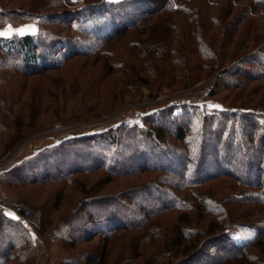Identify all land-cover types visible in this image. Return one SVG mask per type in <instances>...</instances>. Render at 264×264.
I'll return each instance as SVG.
<instances>
[{
	"label": "rangeland",
	"instance_id": "rangeland-1",
	"mask_svg": "<svg viewBox=\"0 0 264 264\" xmlns=\"http://www.w3.org/2000/svg\"><path fill=\"white\" fill-rule=\"evenodd\" d=\"M62 1L77 13L102 0ZM160 3L157 12L138 14L108 38L100 29L95 42L88 18L79 13L71 25L53 27L73 39L68 52L77 55L40 73L0 70V182L13 200L41 212L35 231L29 230L35 249L26 262L31 256L33 264H63L74 254L84 259L105 248V264H175L183 250L193 258L185 264H210L251 240L242 257L223 264H264V69L257 65L264 60V0L155 1ZM48 4L12 0L3 8L59 11ZM198 26L204 44L195 42ZM215 79L207 92L197 91ZM192 96L199 102L177 105ZM178 126L187 132L181 142L173 135ZM156 127L166 133L163 142L147 139ZM199 138L205 142L203 163L195 172L192 146ZM60 142L70 144L48 148ZM112 150L119 164L106 159ZM34 154L41 155L35 172L50 173L44 184L20 183L16 176L5 181L8 170ZM147 158L171 171L150 168ZM100 161L115 167L91 168ZM73 165L86 169L50 179ZM183 177L203 179L183 188ZM104 195L117 197L120 213L141 223L138 228L120 230L106 243L98 234L88 242H66L67 226L60 222L79 209L88 216L87 200ZM3 213L0 219H16ZM184 222L189 231L180 240ZM1 227L10 235L7 224Z\"/></svg>",
	"mask_w": 264,
	"mask_h": 264
},
{
	"label": "trees",
	"instance_id": "trees-1",
	"mask_svg": "<svg viewBox=\"0 0 264 264\" xmlns=\"http://www.w3.org/2000/svg\"><path fill=\"white\" fill-rule=\"evenodd\" d=\"M11 1L12 0H6V1L0 0V28L5 25H11L13 27H16L19 24L24 23L31 18L36 19L38 25V29L34 34L11 37V38L0 37V70L6 73H15L16 70L20 67L23 74L40 73L44 69L58 67L64 61L77 55L78 53L77 51L68 52V44H70L73 41L72 38H69L67 36H60L54 33L56 32L55 31L56 29H53L55 24L61 25V23L65 24V22H68L67 25H71V23L76 22L75 19L79 13H84V15L88 18L87 19L88 25L86 24L87 31L90 32L92 38L95 39L93 40V42H95L100 38L99 36L95 35L97 34V32L100 31V29L104 32L103 38H108L109 36H112L117 32L122 31L127 25H132L133 23H135L136 21L135 18H137V16L138 17L141 16L138 14H145V15H148L150 13L152 14L154 12H157V9L161 8L160 5H162V3H160L159 5L155 4V1H162V0H108V1L102 0L100 2H97V4L93 5L92 7L88 8V10L82 9L77 11L76 13V12H72L71 10H68L67 8H63L62 0H45L49 2L48 5L50 6V8L53 7L59 9V11L54 12L52 14L49 13L46 14L45 12L42 13L44 9L39 10L40 13H37L35 11H30V10L21 11L18 9L9 10L3 8ZM151 3H153V5ZM116 8H120V10H116ZM212 21L217 22L214 17L212 18ZM77 31L81 32L84 35H87V31L86 32L84 31L85 33H83L81 30H77ZM194 34H195L196 44H204L203 43L205 41L203 39L205 38L204 28L202 26L196 27V31H194ZM202 58L206 59L208 57L204 56ZM257 65L264 69V60H261V62L258 63ZM2 79L3 78H0V80ZM5 130L6 128L4 129V131ZM3 132L1 131V134ZM164 132L165 131L163 128L156 127L152 129L151 133L150 132L147 133V139L150 141H156L157 143L163 142L166 137V133ZM173 135L177 141L181 142L186 139L187 132L185 128L178 126L173 132ZM109 137L111 138V144L112 145L115 144L116 142L114 136H109ZM198 140L199 141L197 143L195 142V144H193L192 146V149L196 151L195 153L197 154L194 162L195 172L196 170L200 171L202 169L203 157L200 155L203 154L202 152H204V145H205L204 144L205 142L203 144L201 143L200 138ZM63 144L64 143L60 142L48 148L51 149V147L57 146L56 148H59L61 150L62 147H65L70 143H67L65 145ZM225 147L227 148V145H225ZM7 148L8 149L10 148L9 144ZM116 154L117 152H115V150H112L106 155L107 157L106 159L110 160L112 158L113 162L119 164L120 155L118 154L116 156ZM162 155L165 154L162 153ZM40 156L41 155L34 154L31 157L32 159L24 161L22 163H19L17 166L12 167L10 170H8V172H6L7 175L5 181L6 180L9 181L12 176H16L22 179V181H18L20 183L44 184V182H46L50 177L49 171L43 169V171L39 173V172H35L34 170L35 169L34 166H36L34 163L35 161L36 162L38 161L37 158ZM149 160L151 161L150 168H159L160 170L163 171L170 170L167 164L162 166V164H160L156 160H151V159ZM31 163L33 164L31 165ZM121 164L124 165L123 163ZM143 164H141V167ZM180 164L182 165V163ZM159 165H161V167ZM103 167H105V165L103 161H100L97 162V164L92 166L91 168L102 169ZM114 167L115 166H113L112 163L110 165L108 163L105 168L106 170H111ZM59 169L61 170V167ZM80 169L85 170L86 168H79L73 165L68 167L67 170L60 171L61 172L60 175L53 176L50 179H53V181H57L58 179H61V178H57V176L62 177V179H69V175L71 172L75 173L76 170H80ZM225 173H227V171ZM208 176H214V175L208 174L206 177ZM202 179H203L202 177L199 179H194V178L186 179L185 177H183L180 178L181 181L184 180L183 183H181L180 185L183 188H186L190 185L195 186L197 185L195 183H198L199 180ZM113 197H110L109 195H104V196H98V197L96 196V198L88 199L87 200L88 204L89 206H91L90 208L91 212L88 216L81 215L82 211L79 209L75 213L70 215L68 218H66V220L60 222L62 225L67 226L68 236L64 237L65 241L70 242L72 244H76L77 242L80 241L88 242L92 240V238H94L95 235L98 234L102 236V239H104L106 243V241H108L110 238L116 235L117 232H119L120 230H130V229L138 228V226L136 225H140L141 223H134V220H132L130 215L128 217L129 218L128 220L129 222H128L126 218H124V216L120 213V209L118 207L122 208V206L119 204V202H117L118 198L117 197L113 198ZM257 200L259 202L261 201L259 197H257ZM166 205L167 204H164L165 207ZM99 209H102L104 211V214L100 215ZM157 209L158 210H155L153 212L156 211L157 213L160 212L159 208ZM3 214L12 217L14 216L10 213H3ZM6 217L5 218L1 217L0 224L1 223L7 224L8 227L10 228L9 231L11 232L10 235L4 234V228L1 227L0 229V245H2L3 247L0 251V264H6L7 262L11 263V260L13 259L19 260L18 262H20L21 264L24 263L33 264V262H31L32 259L31 256L29 257V260L27 262L25 259V257H27L26 253H30L29 252L30 250L33 251L35 249V243L33 241L32 235L30 234L29 230L24 228V226L21 224L20 220L17 217L14 216V218L16 219H13L11 217H10L11 219H9ZM188 229L189 226L185 222L184 224H181L179 230L180 240L181 237L186 236L185 235L186 233L188 234L189 231ZM39 233L42 234L43 231L41 230V232ZM196 234L198 235L197 232L193 233L194 236ZM193 245H195V243ZM251 245H253V242L250 240L248 242H245L243 246L227 250L226 252H224V254L221 253V255H219L220 257L219 256L215 257V259H213V261L210 262V264H223L224 262H226L227 257H234V256L242 257L244 255V251L242 249H245L246 247L248 248ZM180 246L181 245L178 244L176 247L179 248ZM194 247L196 248V246ZM15 249H19V251H22L21 253L18 252L21 255L20 257L21 259L19 258L17 252H14L17 254L11 255V253L15 251ZM104 249L105 248H103V252L105 251ZM185 251L186 250H183V252L180 253V256H182L184 260L182 259L176 261L175 264H185L193 259V258L191 259V256L190 257L187 256L188 253ZM103 252L98 254L88 252L86 258L84 259L81 258L80 254H74L70 256L68 259H65L63 261V264H79L81 262L82 263L85 262V264L88 263L92 264V262L100 263L102 260L103 261L100 264H105L104 262L105 256ZM7 255L9 256L7 257ZM4 259H8L7 262ZM126 264H134V263L129 261L126 262Z\"/></svg>",
	"mask_w": 264,
	"mask_h": 264
},
{
	"label": "built area",
	"instance_id": "built-area-1",
	"mask_svg": "<svg viewBox=\"0 0 264 264\" xmlns=\"http://www.w3.org/2000/svg\"><path fill=\"white\" fill-rule=\"evenodd\" d=\"M216 79L213 81H208L197 86L196 89L199 93H205L209 88L216 83ZM177 105L182 103L187 104H196L198 99L195 96L188 98L187 101H177ZM0 211L4 213H10L17 217L21 224L30 231H35L36 227L39 224L41 218V212L39 210H33L20 202L13 200L9 194L6 192L5 188L0 182Z\"/></svg>",
	"mask_w": 264,
	"mask_h": 264
},
{
	"label": "crops",
	"instance_id": "crops-1",
	"mask_svg": "<svg viewBox=\"0 0 264 264\" xmlns=\"http://www.w3.org/2000/svg\"><path fill=\"white\" fill-rule=\"evenodd\" d=\"M37 29H38V25H36V23L29 24V21L19 24L16 27H13L11 25H5L0 28V37L11 38V37L34 34L36 33Z\"/></svg>",
	"mask_w": 264,
	"mask_h": 264
},
{
	"label": "snow or ice",
	"instance_id": "snow-or-ice-1",
	"mask_svg": "<svg viewBox=\"0 0 264 264\" xmlns=\"http://www.w3.org/2000/svg\"><path fill=\"white\" fill-rule=\"evenodd\" d=\"M17 31H19V30H17Z\"/></svg>",
	"mask_w": 264,
	"mask_h": 264
}]
</instances>
